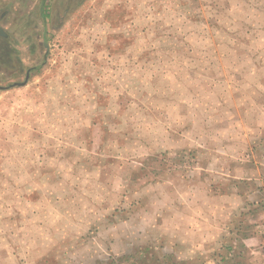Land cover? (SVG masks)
<instances>
[{"label": "rangeland", "instance_id": "rangeland-1", "mask_svg": "<svg viewBox=\"0 0 264 264\" xmlns=\"http://www.w3.org/2000/svg\"><path fill=\"white\" fill-rule=\"evenodd\" d=\"M0 29V264H264V0H0Z\"/></svg>", "mask_w": 264, "mask_h": 264}, {"label": "water", "instance_id": "water-1", "mask_svg": "<svg viewBox=\"0 0 264 264\" xmlns=\"http://www.w3.org/2000/svg\"><path fill=\"white\" fill-rule=\"evenodd\" d=\"M0 35L1 36H6V34L3 32V30L0 29Z\"/></svg>", "mask_w": 264, "mask_h": 264}, {"label": "crops", "instance_id": "crops-1", "mask_svg": "<svg viewBox=\"0 0 264 264\" xmlns=\"http://www.w3.org/2000/svg\"><path fill=\"white\" fill-rule=\"evenodd\" d=\"M8 15H10V12H8ZM1 61V60H0Z\"/></svg>", "mask_w": 264, "mask_h": 264}, {"label": "flooded vegetation", "instance_id": "flooded-vegetation-1", "mask_svg": "<svg viewBox=\"0 0 264 264\" xmlns=\"http://www.w3.org/2000/svg\"><path fill=\"white\" fill-rule=\"evenodd\" d=\"M1 36V35H0Z\"/></svg>", "mask_w": 264, "mask_h": 264}]
</instances>
